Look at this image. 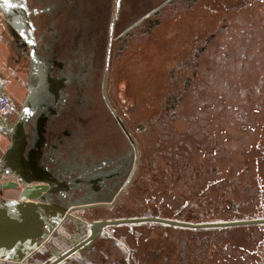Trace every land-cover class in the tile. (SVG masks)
<instances>
[{
    "label": "flooded vegetation",
    "instance_id": "1",
    "mask_svg": "<svg viewBox=\"0 0 264 264\" xmlns=\"http://www.w3.org/2000/svg\"><path fill=\"white\" fill-rule=\"evenodd\" d=\"M18 1L33 24V47L22 48L33 62L22 71L41 90L26 126L25 157H36L39 168L30 177L49 185L58 207L105 201L72 215L79 228L98 219L106 224L91 242L73 224L59 227L25 260L0 264H44L52 250L71 246L83 251L70 256L73 264H264L263 112L257 118L264 101L255 98L264 89V0H241L251 8L223 10L212 26H196L187 57L169 66L160 103L172 119L164 127L177 119L185 95L198 98V113L185 116L189 154L198 151L197 160L181 163L201 170L186 177L175 174L183 168L175 159L158 160L164 145L153 128L160 114L139 122L122 106L118 62L168 20L203 8L200 0ZM214 60L219 69H212ZM133 215H144L135 224L138 236L126 227ZM158 235L163 239H151Z\"/></svg>",
    "mask_w": 264,
    "mask_h": 264
},
{
    "label": "rangeland",
    "instance_id": "2",
    "mask_svg": "<svg viewBox=\"0 0 264 264\" xmlns=\"http://www.w3.org/2000/svg\"><path fill=\"white\" fill-rule=\"evenodd\" d=\"M240 1L241 0H200L203 8L198 5L196 10L182 13L177 15L174 19L168 20L157 30L154 37L146 39L143 45H133L126 53L125 57L118 62L119 79L117 81V91L121 90L123 93L121 94L122 100H120V102L124 109L129 112L131 116L138 118L137 120L139 122H143L154 115L160 114V124L153 128L154 137H156L157 134L158 136H161L160 145H164L157 148L161 150L158 160L170 158L175 155V153L180 152L179 149L176 151V147L173 148V146H176V144L183 146L187 142V131L188 128H190V124L185 121V116H192L194 113L193 108L198 105V98L193 95L194 92H189L187 98L185 95V100L179 102V106H177L178 109L176 107L177 119L172 120L174 121L171 122L172 126L168 128L164 127V123L172 119L171 116L164 114V108L161 104L165 98L164 95L166 93V88L169 89V66L177 59L181 61V58L187 57L186 53L191 44V35H189V33L194 32L196 26L198 27V30H200V28H202V22L204 21L208 23L209 26H212L218 22L217 19L223 10L236 12L238 9L247 10L251 8V6L248 8L240 6V3L242 2ZM224 3H227V8H225L226 6H223ZM234 3L238 4L237 8L232 7ZM14 4L15 3H9L8 7V5H4L0 1V14L2 21L7 22V14L9 13L10 15L11 13V15L17 18V22L20 26H23L21 20L24 18L22 16L23 9L20 6L21 4L18 3L19 6L17 7H15ZM254 7L260 9L257 4H254ZM5 26H7V24H5ZM211 67L214 70L219 69L220 64L214 60ZM257 73H259V71H257ZM243 96L244 94H241L242 99ZM255 98L257 103H262V101H264V89H262V93L257 91L255 93ZM242 105L244 104L242 103ZM195 112L198 113L196 108ZM261 113L264 118V110L258 107L257 118L261 117ZM168 130L169 133H167ZM241 131V139H244L245 132H243L244 130ZM154 137H152V139ZM254 137L256 138L254 142L260 143V136L256 135ZM12 140L13 139H11V141ZM197 154L198 151H196V156ZM183 156L184 155L174 160L175 163L183 166V168H175V174L184 175V177H186L188 175L190 176L191 172L201 170V168L198 167V163L192 165V169L186 168L185 165L181 163L182 161H185ZM172 179L174 178L168 177L166 182H172ZM169 186L171 187V184ZM11 189L18 190V188ZM261 193L263 192L261 191ZM158 237L159 239H163V237H160L159 235L152 237L151 239L158 240Z\"/></svg>",
    "mask_w": 264,
    "mask_h": 264
},
{
    "label": "water",
    "instance_id": "3",
    "mask_svg": "<svg viewBox=\"0 0 264 264\" xmlns=\"http://www.w3.org/2000/svg\"><path fill=\"white\" fill-rule=\"evenodd\" d=\"M2 4L8 5L15 3L14 6H19L18 0H0ZM23 26L17 22V18L13 15L7 14L9 28L20 34L22 39L28 40L30 38L29 31H33V24L27 16L29 11L22 5ZM25 9V10H24ZM39 88L33 89L30 94V99L26 105L25 111L18 123L14 137L12 138V145L10 149L3 155L4 172L16 171V174L21 176V185L16 180H4L0 182L2 189L7 188H21L22 201L14 199L0 200V258L20 262L30 256L36 250L41 248L43 242H50L53 232L59 230V227L68 230V225H75L79 228V221L73 217L74 211H84L87 208L102 206L105 201H80L74 204H69L66 207L53 204L50 198V188L46 183H41L42 179L37 177L31 178L38 170L37 158L34 157L29 163L25 157V149L27 147L26 130L27 124L35 116V111L39 106L37 104V97L40 93ZM41 132V131H40ZM41 136V133L39 134ZM42 139V138H41ZM38 155L41 153V144H38ZM24 151V152H23ZM24 156V157H23ZM38 157V156H37ZM12 168V169H11ZM159 219V218H158ZM166 223H174L173 220L159 219ZM118 220L114 223H119ZM180 223V222H179ZM84 226V223H81ZM105 222L102 220H95L80 227L81 234H86L90 242L98 238L102 233V228ZM193 227H200V223H187ZM241 224V223H236ZM216 226V224H209ZM52 231V232H51ZM49 236V237H48ZM78 250L82 254V249L77 246H71L68 249L52 250V259L47 260L44 264H73L71 255Z\"/></svg>",
    "mask_w": 264,
    "mask_h": 264
},
{
    "label": "crops",
    "instance_id": "4",
    "mask_svg": "<svg viewBox=\"0 0 264 264\" xmlns=\"http://www.w3.org/2000/svg\"><path fill=\"white\" fill-rule=\"evenodd\" d=\"M3 35L0 36V94H7L15 102L14 109L0 120V158L10 149L12 145L11 139L14 137L15 129L25 111L29 102L30 94L35 89L32 83H28L23 66L33 62L32 56L26 57L27 53L22 48L33 47L32 38L28 40L22 39L20 34L15 32L13 28H8ZM24 43L23 46L19 45ZM26 46V47H24ZM35 63V61H34ZM21 196V189H2L0 186V199L16 198ZM147 217L160 218V215L146 214ZM143 216H131V227L126 226L131 234L139 235L137 220ZM130 222V220H129ZM134 222V223H133ZM62 231V230H61ZM112 231V229H109ZM124 241V237H121ZM126 240V239H125Z\"/></svg>",
    "mask_w": 264,
    "mask_h": 264
},
{
    "label": "built area",
    "instance_id": "5",
    "mask_svg": "<svg viewBox=\"0 0 264 264\" xmlns=\"http://www.w3.org/2000/svg\"><path fill=\"white\" fill-rule=\"evenodd\" d=\"M5 24H7V26H5ZM8 28H9L8 20L7 22L2 21V17L0 14V36L3 35L6 31H8ZM12 109H14V101L10 98V96H8L7 94H0V120L6 115H8L12 111ZM4 170L5 169L3 168V160L1 157L0 158V182L4 180H16L21 185H24L23 181H20L21 176H18L16 174V171H18V168L15 167L13 170H16V171L8 172L7 174H5ZM4 199H14L17 201H22L20 197L4 198ZM0 200L2 201V199Z\"/></svg>",
    "mask_w": 264,
    "mask_h": 264
},
{
    "label": "trees",
    "instance_id": "6",
    "mask_svg": "<svg viewBox=\"0 0 264 264\" xmlns=\"http://www.w3.org/2000/svg\"><path fill=\"white\" fill-rule=\"evenodd\" d=\"M188 143V141L182 146H179V145H177L176 144V146L174 145L173 146V148H175L176 149V151H178V149L180 150V152H177V153H175V155H173V156H171L170 157V159H172V160H176V158L178 159V158H180L182 155H184L183 156V158H185V161H189V159H190V161L191 162H193L194 163V161H196L197 159H196V157H194L195 155H193V157H190V154H189V145L187 144ZM185 163V162H184ZM179 165H181V164H179ZM182 193H184V191H182ZM177 195H182V194H179V193H177Z\"/></svg>",
    "mask_w": 264,
    "mask_h": 264
}]
</instances>
